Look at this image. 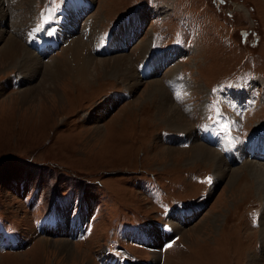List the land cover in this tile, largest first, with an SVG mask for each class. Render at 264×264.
Listing matches in <instances>:
<instances>
[{
  "label": "rangeland",
  "instance_id": "obj_1",
  "mask_svg": "<svg viewBox=\"0 0 264 264\" xmlns=\"http://www.w3.org/2000/svg\"><path fill=\"white\" fill-rule=\"evenodd\" d=\"M45 1L0 0V45L12 33L39 64H0V264H102L109 255L264 264V182L245 164L264 168V158L234 150L264 130V0H72L66 11ZM73 44L87 59L125 55L132 79L94 71L88 86L60 78L63 95L45 96L46 82L36 85L55 65H87ZM155 80L186 118L182 127L158 115L161 96L146 90ZM199 145L216 156L193 158ZM74 205L92 220L80 236L60 213L57 228L45 221L37 232L42 216ZM135 229L152 248L164 242L161 251L141 248Z\"/></svg>",
  "mask_w": 264,
  "mask_h": 264
},
{
  "label": "bare ground",
  "instance_id": "obj_2",
  "mask_svg": "<svg viewBox=\"0 0 264 264\" xmlns=\"http://www.w3.org/2000/svg\"><path fill=\"white\" fill-rule=\"evenodd\" d=\"M162 13H164V12H162ZM0 17H1V21H3V19L6 20L5 13L1 14ZM132 17H134V16H131V18ZM135 18H138V17L135 16ZM130 27H132L130 25V23H129V25L127 27L124 26L125 30H132V29H130ZM124 28H123V32H125ZM11 34H9L8 37L6 36L5 39H4V42L0 45V64L3 65L2 67L8 66V65H11V67H13V66H15L17 64H23V65L28 66L29 65L28 62L29 63L31 62L33 64V66H35L34 70L37 71V69H38L37 66L39 65L38 62L35 61L37 59L34 60V58H35V57H33L34 55L32 56L31 52L26 47H24L22 45V43L17 41L14 38V35H11ZM77 47L74 44H73L72 47H70V51H74V52H71L72 55H74V56H76L78 58H84L87 65L86 66H76V63H75V67H73L72 66L73 63H71V62L67 63L66 62V64H64V66L67 69V73H66V71L65 72L63 71L65 68H62L63 66L61 67L60 64L59 65H55L53 68L50 65H46L45 66L46 70L49 71L50 70L49 68L50 67L52 68V70L49 71L51 74H49V72L48 73L46 72L47 75L44 74L43 77H42L43 81L39 82L38 85H36V86H39L42 83L39 86V89H40V87L43 85V82H46V84H47V85H44L43 87H41V91H39V92L43 91L42 93L46 96L48 91H52V92H54L56 94L58 93L59 96H62L63 95V93H62L63 91L60 92V93L58 92V84L60 82L59 81L60 78H65L66 77V79H71V80L73 79V81L79 82L80 84L82 83V85L84 84V86H88L90 80L93 79V77H94L93 75L96 74L94 71H97V72H102L103 71V72L106 73V71L109 72L110 70H112L113 73H115V74H117L119 72L123 73L124 74V78L126 80L132 79L131 77L128 78L127 76H128V74L131 73V71H133V67H132V65H130L131 64L129 62L130 59L128 57H126L125 55H116L115 57H113L112 59H109V60L108 59H103V58L101 60H98V59L96 60V59H91V58L87 59L86 56L82 55L83 54L82 52L81 53L77 52ZM148 47H149L148 42L145 41V42L142 43V46H141L140 49H141V51H144V50L147 51ZM164 56L166 57L165 53H164ZM167 56H169V55H167ZM72 58H73V56H72ZM20 60H23L22 63H21ZM73 61L77 62L78 60H72V62ZM108 61H109V63H108ZM80 72H81V74H80ZM30 78H33L32 74H31V76L25 77L26 80L30 79ZM135 84H136V82L133 81L132 82V87ZM36 86L30 87V89L28 88V90H22L21 92H19V94L20 95H24L25 93L32 91ZM146 90H147L148 93L149 92H153V94H156L155 93L156 91L159 92V95L161 96V101L160 102H162L161 103L162 105H160V103H159V105H160V109L159 110L160 111H159L158 115L161 116L162 119H164L165 121L169 122L170 124H176L177 127H182L183 125L186 124V120H185L186 118H184L177 111L175 106L172 103H170L171 101H169V99L167 98L166 91L163 90V87H162V85H160L159 81L155 80V81L149 82V87ZM32 93H33V91H32ZM202 97H204V95H202ZM154 100H155V98L153 97V103H154ZM186 127H189V126L186 125ZM258 130H261L260 127L257 129V131ZM257 131L255 132L254 136L251 139H249L244 145H242L240 147L242 149H244V150H242V152L244 153L246 151V153H247L246 155L249 156L250 158H254L255 159L256 157H258V160H262V159H259V158H264V156H260L257 153V150L261 151L260 147H258V148L253 147L252 149L248 148V146L254 144L255 141L264 142V140L262 139V135H264V133L260 134ZM246 146H247L248 149H245ZM168 151L183 152L181 150H168ZM192 152H193V156H192L193 158H199L200 157V159L209 158V156H211L213 154L215 155L214 150L208 148L206 145L195 146V148H192ZM245 164H247L246 168H250L251 170L255 169L256 173H258L260 175V178L259 177H257V178L264 182V168L261 167V166H257V165H260V164L249 163V162L245 163ZM220 173H223V171L220 172ZM177 180H179V179H177ZM58 210H60V209H58ZM63 213H64V211H63ZM53 227H55V226L51 225V228H53ZM46 230H49V229H46ZM193 232H196V231H193ZM67 233L69 234V230L68 229H67ZM62 242H65V241H62ZM68 244H70V243H68ZM141 248H143L146 251H149V249H148L149 245L142 246ZM72 253H74V252H72ZM71 256L73 258V262L78 260L77 254L74 253ZM255 259H256L255 257H252V262Z\"/></svg>",
  "mask_w": 264,
  "mask_h": 264
},
{
  "label": "snow or ice",
  "instance_id": "obj_3",
  "mask_svg": "<svg viewBox=\"0 0 264 264\" xmlns=\"http://www.w3.org/2000/svg\"><path fill=\"white\" fill-rule=\"evenodd\" d=\"M206 180H208L209 182H211V177H207Z\"/></svg>",
  "mask_w": 264,
  "mask_h": 264
}]
</instances>
